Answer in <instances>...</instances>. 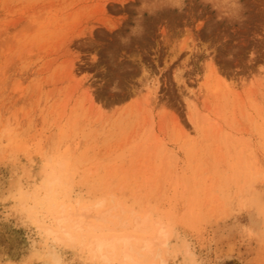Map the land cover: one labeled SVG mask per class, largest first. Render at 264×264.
Segmentation results:
<instances>
[{
  "label": "rangeland",
  "instance_id": "obj_1",
  "mask_svg": "<svg viewBox=\"0 0 264 264\" xmlns=\"http://www.w3.org/2000/svg\"><path fill=\"white\" fill-rule=\"evenodd\" d=\"M0 264H264V0H0Z\"/></svg>",
  "mask_w": 264,
  "mask_h": 264
},
{
  "label": "bare ground",
  "instance_id": "obj_2",
  "mask_svg": "<svg viewBox=\"0 0 264 264\" xmlns=\"http://www.w3.org/2000/svg\"><path fill=\"white\" fill-rule=\"evenodd\" d=\"M59 222V221H58ZM63 221H61L60 223H62ZM115 242V241H114ZM114 245L115 244H113V243H109V242H107V241H97V243H96V249H97V252H102L105 248H107V250L108 249H110V248H114ZM109 247V248H108ZM96 252V253H97ZM107 259V258H106Z\"/></svg>",
  "mask_w": 264,
  "mask_h": 264
}]
</instances>
